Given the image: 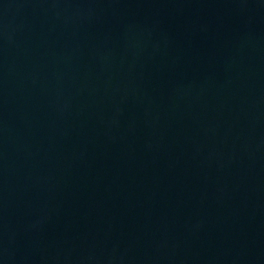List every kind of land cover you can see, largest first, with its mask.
<instances>
[{
    "label": "water",
    "instance_id": "water-1",
    "mask_svg": "<svg viewBox=\"0 0 264 264\" xmlns=\"http://www.w3.org/2000/svg\"><path fill=\"white\" fill-rule=\"evenodd\" d=\"M0 264H264V0H0Z\"/></svg>",
    "mask_w": 264,
    "mask_h": 264
}]
</instances>
